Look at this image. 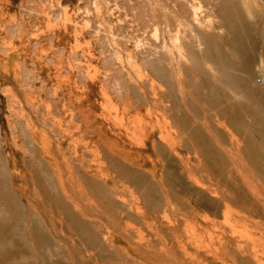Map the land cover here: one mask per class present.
Segmentation results:
<instances>
[{
  "label": "bare ground",
  "instance_id": "obj_1",
  "mask_svg": "<svg viewBox=\"0 0 264 264\" xmlns=\"http://www.w3.org/2000/svg\"><path fill=\"white\" fill-rule=\"evenodd\" d=\"M222 5L221 14L231 20L224 23L232 31L228 45L242 50L237 60H222L218 47L209 54L208 49L211 59L205 56L204 63L211 72L206 68L192 91L186 88L188 81L184 78L169 80L163 67L164 62L171 64V69L180 74L177 65L184 56L190 59L180 45L174 44L178 51L175 55L172 53L176 50L164 45L161 56L151 60L154 71L165 77V87L161 86L159 91L167 97L166 109H183V116L172 117L183 125V137L187 139L184 146L193 147L190 152L196 153V142L200 143L201 137L209 139L201 132L203 125L207 133L216 131L210 137L219 148L217 154L209 157L200 151L199 155H181L173 141L163 134L161 140L157 138L153 126L145 128L139 151V146L127 142L122 126L107 125L101 115H97L94 126L81 129V136L90 135L91 140L82 138L71 154L62 148L61 142L45 143L33 131L30 146L34 160L41 166L43 193L27 192L21 187L16 170L12 169L16 166L13 160L0 166V195L8 209L0 205V211L9 212L0 215V264L13 263L11 259L17 250L31 253L26 250L29 238L34 243L48 244L52 239L60 240L65 227L70 226L85 236L84 244L89 248L80 254L79 264H264V163L258 164L257 157L252 156L249 150L252 144L241 148L243 141L229 127L231 121L244 119L232 98L225 102L223 95H219L218 102L210 101V95L220 94L221 89L210 79L213 76L221 82V72L234 98H264V85L258 78L264 67L257 72L262 87H256L251 68L256 56L257 25L237 23L236 14ZM154 29V35L158 36L157 25ZM67 30L51 27L31 34L22 32L15 52L17 59L30 45V38L36 41L46 35L58 38ZM172 38L178 39L176 35ZM89 54L93 56L91 49ZM132 70L130 79L138 87L134 93L139 98V67L133 65ZM126 99L125 104H129L130 98ZM199 99L216 106L219 128L208 123L205 110L204 120L198 122L195 115L200 111ZM85 101L79 96L81 107ZM122 109L126 111V105ZM229 136L231 143L224 144ZM146 151H160L163 157L140 159L139 152ZM129 181L138 186L139 195L131 191L127 196L121 188ZM175 183L183 196L174 193ZM40 205H43L41 213ZM9 244L15 248L7 250ZM41 260L42 264H57L44 257Z\"/></svg>",
  "mask_w": 264,
  "mask_h": 264
},
{
  "label": "rangeland",
  "instance_id": "obj_2",
  "mask_svg": "<svg viewBox=\"0 0 264 264\" xmlns=\"http://www.w3.org/2000/svg\"><path fill=\"white\" fill-rule=\"evenodd\" d=\"M221 4L236 14L237 23L257 25L256 56L251 69L254 86L262 87L257 72L264 67V0H0V166L13 160L16 166L12 169L16 170L21 187L27 192L43 193L41 166L34 160L30 146L32 132L42 136L45 143L61 142L62 148L71 154L82 138L91 140L90 135L81 136L80 131L85 126H94L97 115L103 116L109 126H122L127 142L139 146V151L145 128L153 126L157 138L161 140L163 134L173 141L181 155H199L200 151L209 157L217 154L219 148L210 137L216 131L207 133L203 125L201 132L209 139L201 137L200 143L196 142V153L190 152L192 146H184L187 139L183 137V125L172 117L183 116V109H166L167 97L159 91L161 86L165 87V77L154 71L151 60L161 56L164 45L176 50L172 55L178 54L174 44L180 45L190 57L188 60L184 56L177 65L180 74L171 69V64L164 62L163 67L169 80L184 78L188 81L186 88L191 91L206 68L211 72L204 59L205 56L211 59L208 54L216 47L222 60H237L242 50L228 45L232 31L224 23L231 20L221 14ZM155 25L158 36L154 35ZM51 27L68 30L58 38L48 35L38 41L30 38V45L17 59L15 52L22 32L31 34ZM173 35L178 37L176 41ZM133 65L139 67V98L134 93L138 87L130 79ZM234 71L241 73L239 69ZM221 77V82L213 76L210 79L221 88L220 94L210 95V101L218 102L219 95H223L225 102L232 98L244 119L231 121L229 127L243 141L241 148L252 144L249 149L252 156L257 157L258 164L264 163V98H234L222 72ZM79 96L86 99L83 107ZM126 98H130L129 104H125ZM198 104L201 106L195 115L198 122L204 120L205 110L208 123L219 128L216 106L201 99ZM124 105L126 111L122 109ZM218 137L221 138L220 134ZM231 141L229 136L224 144ZM242 153L246 156L244 150ZM162 157L160 151L139 152L140 159L149 161ZM171 167L175 169L173 163ZM121 188L127 196L131 191L139 195L138 186L131 181ZM172 189L175 194L184 195L177 183ZM0 205L8 210L2 195ZM42 208L40 205L39 213ZM8 213L0 211L3 216ZM85 239L74 226L65 227L61 239H52L48 244L34 243L29 238L26 250L31 253L17 250L11 259L13 263L6 264H42V257L57 264H79L80 254L89 249L85 247ZM12 247L9 244L7 250Z\"/></svg>",
  "mask_w": 264,
  "mask_h": 264
},
{
  "label": "built area",
  "instance_id": "obj_3",
  "mask_svg": "<svg viewBox=\"0 0 264 264\" xmlns=\"http://www.w3.org/2000/svg\"><path fill=\"white\" fill-rule=\"evenodd\" d=\"M258 78H259L260 83H261L262 85H264V70H261V71L259 72V76H258Z\"/></svg>",
  "mask_w": 264,
  "mask_h": 264
}]
</instances>
